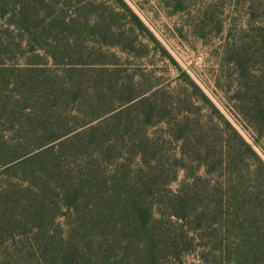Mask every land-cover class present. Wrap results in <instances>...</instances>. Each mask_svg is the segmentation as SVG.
I'll list each match as a JSON object with an SVG mask.
<instances>
[{
	"label": "trees",
	"instance_id": "trees-1",
	"mask_svg": "<svg viewBox=\"0 0 264 264\" xmlns=\"http://www.w3.org/2000/svg\"><path fill=\"white\" fill-rule=\"evenodd\" d=\"M138 25L127 5L0 0V251L22 244L36 264H264V98L241 105L254 144L222 131L212 151L233 174L246 165L247 185L173 190L184 156L169 162L167 142L208 122L168 119L173 105L156 95L170 92L150 94L119 63L115 48L131 55ZM173 120L179 133L158 130Z\"/></svg>",
	"mask_w": 264,
	"mask_h": 264
},
{
	"label": "rangeland",
	"instance_id": "rangeland-1",
	"mask_svg": "<svg viewBox=\"0 0 264 264\" xmlns=\"http://www.w3.org/2000/svg\"><path fill=\"white\" fill-rule=\"evenodd\" d=\"M99 1L113 7L127 5L143 23L144 28L138 25L137 47L131 55L122 47L115 49L119 51V63L136 73L139 86L149 87L150 94L159 87L170 92L156 95L157 100L173 105L172 111L164 112L165 117L174 119L188 114L191 119L201 116L208 122L203 133L189 131L191 135L184 140L177 141L172 136L167 142L169 162L174 157L184 156V164L177 166V174L173 172L170 187L185 195L235 194L234 190H229L234 180L245 187L247 166L241 165L240 172L233 174V165L222 166L212 161L216 157L212 151L219 148L222 131L224 142L233 140L236 130L254 144L257 129L246 120L241 105L254 106V101L264 98V0ZM128 22V18L122 19L124 26ZM240 61H244V66ZM245 71L249 72L248 77H243ZM190 79L219 111L204 101ZM252 86H255L253 90ZM184 88H188V93ZM169 127L163 124L158 130L179 133L174 120ZM258 150L264 156L262 149ZM195 183L198 187L193 185ZM0 253L3 255L0 264H10L5 261L12 253L17 254L11 258V264H36L22 244L2 248ZM194 259V254L188 257L189 262Z\"/></svg>",
	"mask_w": 264,
	"mask_h": 264
}]
</instances>
